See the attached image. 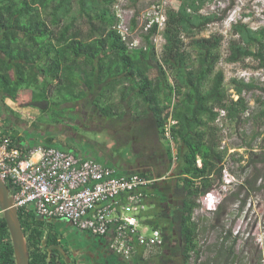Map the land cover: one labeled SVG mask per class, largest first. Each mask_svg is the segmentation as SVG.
<instances>
[{"label":"trees","instance_id":"16d2710c","mask_svg":"<svg viewBox=\"0 0 264 264\" xmlns=\"http://www.w3.org/2000/svg\"><path fill=\"white\" fill-rule=\"evenodd\" d=\"M139 1L128 0L133 8ZM177 1L176 9H167L166 26L161 33L164 46L158 55L152 40L156 28L142 34L137 48L129 47L122 39L115 29V6L119 0H0V96L17 101L24 92L29 97L27 106L38 109L49 125L66 127L67 105L85 100L88 92L103 86L92 105L104 117H123L124 108H128L134 111V118L148 121L157 138L166 141L164 154L170 166L163 175H168L170 168L174 175L165 180L167 189L160 188L162 181L148 187L154 195V208L140 216L141 222L162 232V250L168 248V235L178 240L182 264H190L192 258L194 264H235L239 261L235 250L238 237L230 230L220 232L219 239L210 246L211 255L200 262L203 249L198 243L199 223L194 213L202 208L200 198L222 184V164L228 149L220 148L216 110H225L227 118L239 124L248 108L243 92L257 88L264 92V88L253 83L238 85L237 99H231L224 72L217 68L224 37L219 33L202 36L209 25L223 21L224 15L202 13L214 0ZM232 30L238 40L228 42L225 61L236 64L253 57L264 70V28L254 30L239 23ZM147 66L154 69V76L148 74ZM114 93L118 100H112ZM258 119L252 139L260 135L258 129L264 125V108ZM167 125L170 138L165 137ZM6 136L25 150L52 146L51 138L40 145L25 146L20 144L21 137L9 130L2 131V137ZM170 142L178 146L176 161ZM258 165L264 167V153L250 151L239 166L240 172L250 169L256 174L245 176L232 196L238 199L242 190L256 189V182L264 176ZM139 174L149 177L145 172ZM6 185L10 190V185ZM213 214L225 215L227 209L222 204ZM18 217L29 264H57L61 251L73 254L63 243L65 237L55 231L48 218L30 208L19 209ZM161 222H167V227L160 226ZM142 254L137 253L138 257ZM76 256L71 264H78ZM135 257L125 261L116 258L113 262L137 264ZM0 264H15L3 214Z\"/></svg>","mask_w":264,"mask_h":264},{"label":"built area","instance_id":"2783aa9c","mask_svg":"<svg viewBox=\"0 0 264 264\" xmlns=\"http://www.w3.org/2000/svg\"><path fill=\"white\" fill-rule=\"evenodd\" d=\"M171 2L154 0L145 11L132 15L131 19L124 17L116 5L118 23L115 29L129 47L137 48L141 45L142 34L156 28L152 40L157 46L163 41L161 33ZM139 29V37L134 38ZM216 111L215 124L223 128L226 111ZM165 137L170 138L169 125L165 127ZM197 165L201 166L199 159ZM0 179L10 185L9 195L17 211L30 208L41 217L65 219L80 231L107 237L113 252L125 260L139 251L159 248L163 243L162 232L143 224L140 216L147 210L144 190L165 177L154 179L139 173L119 174L111 166L54 146L25 150L16 146L9 136L2 137L0 131ZM234 182L228 169L223 168L222 184L202 196L200 205L208 210L217 209L223 194Z\"/></svg>","mask_w":264,"mask_h":264},{"label":"rangeland","instance_id":"374dc122","mask_svg":"<svg viewBox=\"0 0 264 264\" xmlns=\"http://www.w3.org/2000/svg\"><path fill=\"white\" fill-rule=\"evenodd\" d=\"M152 1L154 0H140L137 7L133 8L130 6L128 0H119L118 8L124 17L131 19L132 15H140L145 11ZM170 5L168 8L176 9L178 7V1L172 0ZM212 12L218 16L224 15V19L221 22L209 25L207 31L202 36L219 33L224 37L221 47V60L217 68L222 69L224 72L225 86L228 89L230 98L233 100L237 99L236 86L238 85L253 83L256 87L264 88V70L259 68V62L256 58L252 57L236 64H229L225 61L228 52V42L231 39L238 40L237 35L232 30L233 25L241 23L254 30L264 28V0H214L212 4L202 10V13L205 14ZM140 32V29L137 30L134 38H138ZM185 43H187V40H185ZM163 46V41L157 44L156 49L158 55H161ZM252 51L256 52V48H252ZM146 68L148 74L154 76V69L149 66ZM242 97L245 99L248 107L242 115V122L237 124L235 121H230L226 117L223 121V128H219L216 125L219 128L218 134L221 139L220 147L224 146V148L228 149L222 167L228 169L235 179V182L230 190L223 194V198L220 201V205L223 204V207L227 209V214L215 216L213 212L216 209L208 210L202 206L201 209L194 213V219L199 223L198 243L202 245L203 249L200 262H203L207 256L211 255L212 247L219 239L220 232L222 230H230L233 235L238 237L235 250L239 255V261L235 264H264V176L261 175L256 182V189L248 192L242 190L238 199L232 196V193L237 189L239 183L245 176L250 175L254 177V174H256V171L250 169L244 174L240 172L239 166L249 157L250 151H253L254 154L264 153V125H261L258 129L260 135L256 139H252L253 132L260 123L258 114L264 108L262 104L264 103V92L258 88L252 91L246 90L243 92ZM28 101V94L21 92L18 100L10 104L13 109L15 108L19 111L17 113H11L9 111L10 101L7 98L2 99L0 96V131L14 130L15 132L12 134L23 137V143L27 141L29 144H42L44 137L41 134L51 130L52 126L48 124L46 118L42 116L38 109L36 110V108L30 107L31 111H28L25 108ZM37 112L40 115L37 116ZM69 121L70 123H76L74 117H70ZM54 128H60V126H54ZM100 135L103 134L101 133ZM154 141H156V146L159 147L161 143V147H163L162 160L165 163V169H158L159 175H162L163 172L161 173V171H165L170 166L164 154L166 141L157 138L156 135ZM247 143H251V148L247 146ZM170 147L173 158L176 161L178 146L170 142ZM125 148L127 149V153H131L130 146L123 147L122 149L125 150ZM238 160L240 162H237ZM257 169H259V173H264V167L261 165H258ZM168 173V175H165V180L168 176L174 175V170L170 168ZM149 178L152 177L149 176ZM165 180H161L163 183L160 184L161 189H167L165 188ZM152 196L153 194L151 192V196L147 197V201H150ZM146 206L149 207L150 205L147 203ZM68 225H71L72 230L75 232L85 235L72 224ZM212 225L215 228H212ZM160 226L166 228L167 222H161ZM164 234L166 237V233ZM166 239L168 248L166 247V249L162 250V247H159L148 252H142L143 254L138 257L139 260L137 262L140 264H148L147 260L160 252V255L164 257L162 261H158L159 264H182L180 243L171 235H168ZM63 241L66 244L65 239ZM85 245L89 246L86 247ZM211 245L212 247H210ZM71 252L77 255L76 259L78 264H93L97 260H100L103 264H109L110 259L114 258L112 255L113 252L108 250L104 243L93 241V239L90 242L83 243L81 246L72 247ZM112 264L116 263L113 262ZM190 264H194L193 258Z\"/></svg>","mask_w":264,"mask_h":264},{"label":"crops","instance_id":"0c3cea01","mask_svg":"<svg viewBox=\"0 0 264 264\" xmlns=\"http://www.w3.org/2000/svg\"><path fill=\"white\" fill-rule=\"evenodd\" d=\"M102 91L103 86H96L92 92H88L85 100L68 104L66 114L67 123H69L68 126H61L62 128H54V126H52L51 130L45 132L46 136L43 138V141L51 138L52 146L70 151L78 157L93 159L104 165L111 166L116 169L119 174L127 175L145 172L155 179L164 177L162 176L163 174L159 175L158 172V169L163 170L165 165L162 160L163 147H161V143L159 147L155 145L156 141H154L155 134L153 127L150 128V124L146 120L134 118V111L128 108H124L123 117H114L110 119L104 117L102 113L92 105L93 101ZM7 100L10 101L9 111L11 113H17L19 110L13 109L10 106V104L14 102L10 99ZM112 100H118V95L116 93L113 94ZM25 108L31 111L29 106ZM38 115H40L39 112H37V116ZM70 117H74L76 123H70ZM9 131L11 133L15 132L10 129ZM101 133L103 135H100ZM21 139L23 140L22 137ZM20 144L27 146L29 143L25 141L24 144L23 142H20ZM129 146L131 153H127L126 148L125 150L122 149L123 147ZM34 147L36 146L31 148ZM162 172L164 171H161V173ZM144 194L146 198L145 201H147V197L151 196L150 189L146 188ZM146 203L150 206L147 207L145 212H151L154 208L153 198ZM149 218L152 219L151 216ZM142 219L144 220L146 218L143 217ZM46 220L51 223L58 234L65 237L64 239L69 249L91 241L90 237L81 235L72 230V226L68 225L71 223L65 219ZM103 240L109 245V238ZM89 245L85 246L88 247ZM115 256L118 260L125 261L122 257ZM135 256H137V254ZM116 258L110 259L109 264L113 263L112 260L116 262ZM135 260H139L138 256ZM93 264H103V262L97 260V262Z\"/></svg>","mask_w":264,"mask_h":264},{"label":"water","instance_id":"95a60500","mask_svg":"<svg viewBox=\"0 0 264 264\" xmlns=\"http://www.w3.org/2000/svg\"><path fill=\"white\" fill-rule=\"evenodd\" d=\"M0 210L9 230L16 264H29V255L27 253L25 238L18 217V211L12 206V198L9 195V188L1 179Z\"/></svg>","mask_w":264,"mask_h":264},{"label":"flooded vegetation","instance_id":"af4514ba","mask_svg":"<svg viewBox=\"0 0 264 264\" xmlns=\"http://www.w3.org/2000/svg\"><path fill=\"white\" fill-rule=\"evenodd\" d=\"M1 212V211H0ZM2 214V213H1ZM86 236H88V237H90V239H93V241H97V242H99V243H104V245L106 246V248L108 249V250H111L112 252H113V250H112V248H111V246H110V244H111V242L109 243V245H108V243L106 242V241H104L103 239H107L106 237H95V236H92V235H89L88 233H86V232H83ZM92 243H94V242H92ZM106 243H107V245H106ZM112 252H110V253H112ZM70 253H72L71 252V250H70ZM114 253V252H113ZM112 253V255L114 256V258H116V254H113ZM74 254V253H73ZM73 254H66V253H64L63 251H61V253L59 254V258L57 259V261H56V263L57 264H71V262L74 260V258H75V256L76 255H73ZM77 257V256H76ZM163 255H159V256H157V255H154L153 257H151V258H149L148 260H147V262H148V264H159L158 263V261H162L163 260ZM143 260H146V259H143ZM15 264H16V262H15ZM137 264H140L139 262L137 263Z\"/></svg>","mask_w":264,"mask_h":264},{"label":"clouds","instance_id":"9594fccd","mask_svg":"<svg viewBox=\"0 0 264 264\" xmlns=\"http://www.w3.org/2000/svg\"><path fill=\"white\" fill-rule=\"evenodd\" d=\"M2 213V212H1Z\"/></svg>","mask_w":264,"mask_h":264}]
</instances>
